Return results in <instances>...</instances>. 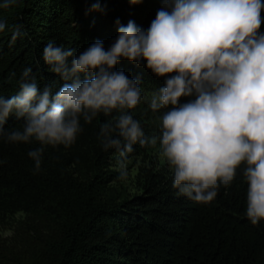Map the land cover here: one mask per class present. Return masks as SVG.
Returning a JSON list of instances; mask_svg holds the SVG:
<instances>
[{
    "label": "trees",
    "instance_id": "obj_1",
    "mask_svg": "<svg viewBox=\"0 0 264 264\" xmlns=\"http://www.w3.org/2000/svg\"><path fill=\"white\" fill-rule=\"evenodd\" d=\"M96 2L18 0L0 9V22L7 25L0 32V97L18 93L26 68L41 91L49 86L55 93L66 83L43 59L47 44L70 48L74 56L97 41L108 50L120 25L134 21L147 31L164 7L163 0H98L102 10H91ZM15 25L22 26V34L13 41ZM259 32L264 33V23ZM112 71L138 79L141 90L164 87L176 75H155L143 58H121ZM195 99V93L180 97L177 107ZM120 111L99 112L90 123L81 117L82 131L74 143L43 146L38 171L28 153L41 147L39 142L0 136V212L21 211L28 219L16 229L18 239L0 238V264H264V219L253 225L246 216L244 163L209 203L181 194L169 172L152 170L146 171L140 194L119 202L102 199L100 186L114 175L109 160L118 152L104 147L100 127L109 122L114 127ZM23 126L13 113L5 134ZM111 138L126 143L118 130ZM137 146L142 145L136 142L133 149Z\"/></svg>",
    "mask_w": 264,
    "mask_h": 264
},
{
    "label": "clouds",
    "instance_id": "obj_2",
    "mask_svg": "<svg viewBox=\"0 0 264 264\" xmlns=\"http://www.w3.org/2000/svg\"><path fill=\"white\" fill-rule=\"evenodd\" d=\"M16 3L3 0L0 9ZM163 4L147 31L134 21L120 25L108 50L97 41L74 56L70 48L47 44L43 59L66 83L55 93L49 86L41 91L31 68H26L18 93L0 97V136L10 142H39L41 147L28 153L38 171L43 146L74 143L82 131L81 117L90 123L99 112L121 110L114 127L111 122L101 125L100 135L106 149L117 150L119 178L126 180L124 161L133 144L155 145L157 138H146L140 123L123 111L141 102L138 79L112 69L121 58H143L157 76L176 73L153 93L149 105L153 111L173 106L162 116L159 137L161 154L174 173L173 186L198 203H209L220 185L232 183L244 163L246 216L256 225L264 219V33L259 32L264 3L163 0ZM91 10H102L98 0ZM6 27L0 22V32ZM11 32L14 41L22 26H13ZM193 93L194 101L177 107L180 97ZM13 113L23 119V129L5 134L4 125ZM114 130L126 143L111 138Z\"/></svg>",
    "mask_w": 264,
    "mask_h": 264
},
{
    "label": "rangeland",
    "instance_id": "obj_3",
    "mask_svg": "<svg viewBox=\"0 0 264 264\" xmlns=\"http://www.w3.org/2000/svg\"><path fill=\"white\" fill-rule=\"evenodd\" d=\"M162 87L153 85L147 89L141 90V102L132 109L123 110L125 114H130L142 122L144 136L146 138H157L155 145L145 144L137 146L131 153H128L124 161L128 171V178L121 180L119 168V155L109 160L108 169L114 172L112 178L100 186L101 197L104 201L119 202L124 199L132 198L134 195L143 191L146 171L169 172L174 175L169 163L161 154L159 137L161 135V120L164 112L172 109V105L167 108L153 111L150 108V101L154 92ZM192 95L182 96V98H191ZM121 114V111H120ZM26 214L19 211L14 214L0 212V238L6 242H12L18 239L16 229L23 225ZM30 221V220H29Z\"/></svg>",
    "mask_w": 264,
    "mask_h": 264
}]
</instances>
